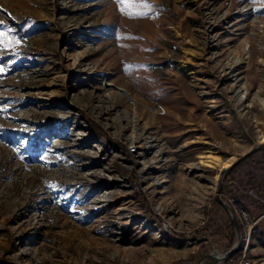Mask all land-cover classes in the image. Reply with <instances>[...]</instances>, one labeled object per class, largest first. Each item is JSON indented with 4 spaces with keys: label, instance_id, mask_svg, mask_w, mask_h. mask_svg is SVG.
<instances>
[{
    "label": "rangeland",
    "instance_id": "rangeland-1",
    "mask_svg": "<svg viewBox=\"0 0 264 264\" xmlns=\"http://www.w3.org/2000/svg\"><path fill=\"white\" fill-rule=\"evenodd\" d=\"M127 4L0 0V264H264V147L221 179L237 260L197 165L264 142V0Z\"/></svg>",
    "mask_w": 264,
    "mask_h": 264
},
{
    "label": "water",
    "instance_id": "water-1",
    "mask_svg": "<svg viewBox=\"0 0 264 264\" xmlns=\"http://www.w3.org/2000/svg\"><path fill=\"white\" fill-rule=\"evenodd\" d=\"M264 147V142L257 144L255 147H253L252 149H250L248 152H246L244 155L240 156L237 158L236 161H233L231 163V165H229L228 167L222 168L219 173H218V181H217V190L215 193V199L216 201L224 208V210L227 212V214L229 215V218L233 224V227L235 229V235H236V240L235 243L233 244V246H231L223 255H207V257L215 259V261H224L229 255H231L232 253H234L235 251L238 250L239 245H240V229H239V223L236 219V217L234 215L229 214V209L226 207V205L220 200L219 198V188H220V184H221V179H222V175L223 173L229 168L231 167L233 164L237 163L239 160L243 159L244 157H246L247 155L255 152L256 150L260 149Z\"/></svg>",
    "mask_w": 264,
    "mask_h": 264
},
{
    "label": "bare ground",
    "instance_id": "bare-ground-1",
    "mask_svg": "<svg viewBox=\"0 0 264 264\" xmlns=\"http://www.w3.org/2000/svg\"><path fill=\"white\" fill-rule=\"evenodd\" d=\"M109 88H111V87H109ZM111 89L108 90V92L110 94H111V91H112ZM119 92H116V93L123 100L124 96H123V94H121ZM259 105H260L261 109L264 110V102L262 100H259ZM260 139L263 141L264 140V135H261ZM232 160H233V158L222 159L219 155H217L215 153L208 152V153H204V154H199L198 155V157H197V165L201 166V167H206V168H210V169L214 170L215 171L214 179L217 180L219 171L222 168L228 167L231 164Z\"/></svg>",
    "mask_w": 264,
    "mask_h": 264
},
{
    "label": "snow or ice",
    "instance_id": "snow-or-ice-1",
    "mask_svg": "<svg viewBox=\"0 0 264 264\" xmlns=\"http://www.w3.org/2000/svg\"><path fill=\"white\" fill-rule=\"evenodd\" d=\"M116 2L118 4L125 5V7H128L127 0H116ZM144 7H149V6L144 5ZM120 11L124 12L125 8L122 7L120 9ZM128 14H129L130 18H134V14H132V13H128ZM0 29H3V30H0V52L9 50V49L13 48L16 44H19L20 41L14 35H12L13 29L8 28V27H4L3 21H0ZM0 59H3V57L0 56ZM4 71H5L4 67L0 66V74H3Z\"/></svg>",
    "mask_w": 264,
    "mask_h": 264
},
{
    "label": "trees",
    "instance_id": "trees-1",
    "mask_svg": "<svg viewBox=\"0 0 264 264\" xmlns=\"http://www.w3.org/2000/svg\"><path fill=\"white\" fill-rule=\"evenodd\" d=\"M97 135H98V138L101 141H103V142H106L107 141V137L105 135H103V133H101V132L98 133L97 132ZM235 192H237V193H235L233 195V198L237 199L236 204L240 205L241 204V201L239 200V192L238 191H235ZM214 204L215 205H218L219 203L216 202V201H214ZM229 211H231V210H229ZM227 218L228 219H227V221H225L224 224H222V225H215L216 226L215 231L217 233H220V232H222V231L225 230L226 235L229 236V238L231 239V238H234V236H235V229L233 227V224H232L230 218L229 217H227ZM209 226H211V225H209ZM209 226H208V228H209ZM239 229H240V232H242V230H243L242 225H239ZM255 231H257V230H255ZM241 254H242L241 250H237L236 252H234L231 255H229L226 260H228V261L229 260H237L240 257Z\"/></svg>",
    "mask_w": 264,
    "mask_h": 264
},
{
    "label": "built area",
    "instance_id": "built-area-1",
    "mask_svg": "<svg viewBox=\"0 0 264 264\" xmlns=\"http://www.w3.org/2000/svg\"><path fill=\"white\" fill-rule=\"evenodd\" d=\"M229 214H231V212L229 211ZM241 214L243 215V216H245V214L246 213H244L243 211H241ZM232 215V214H231ZM229 216V215H228ZM244 254H243V257L239 260V263L238 264H249V262L246 260V261H244Z\"/></svg>",
    "mask_w": 264,
    "mask_h": 264
}]
</instances>
